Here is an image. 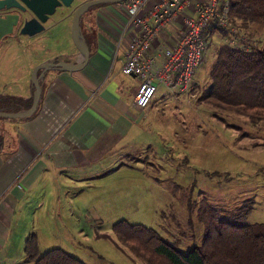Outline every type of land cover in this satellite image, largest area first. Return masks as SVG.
Returning <instances> with one entry per match:
<instances>
[{"label": "rangeland", "instance_id": "obj_1", "mask_svg": "<svg viewBox=\"0 0 264 264\" xmlns=\"http://www.w3.org/2000/svg\"><path fill=\"white\" fill-rule=\"evenodd\" d=\"M232 25V33L214 31L204 36L207 48L189 91L161 97L162 87L155 92L152 129L140 135L150 148L132 144V152L147 156V161L128 162L106 175L64 182L60 188L51 184L45 199L37 182L28 191L30 196L20 199L14 223L30 229L26 233H36L38 254L59 248L84 264H144L115 241L111 226L119 220L152 228L186 252L201 242L202 206L231 212L252 200L245 222L264 224V120L252 121L199 98L218 44L229 41L249 48L264 42L261 25L251 21L245 27L239 21ZM126 39L123 32L113 49L121 52ZM2 74L10 77L19 72L2 68ZM137 84L138 79L135 88ZM112 161L105 157L79 172L99 174ZM30 198L36 205L23 210ZM16 234L7 263L32 264L21 261L20 231ZM21 235L24 240V231Z\"/></svg>", "mask_w": 264, "mask_h": 264}, {"label": "crops", "instance_id": "obj_2", "mask_svg": "<svg viewBox=\"0 0 264 264\" xmlns=\"http://www.w3.org/2000/svg\"><path fill=\"white\" fill-rule=\"evenodd\" d=\"M81 1L74 0L69 8L53 14L44 29L22 39L18 30L23 16L14 9L0 10V95L29 100L34 92L30 74L34 66L82 60L70 32L72 11ZM83 13L78 31L89 52L85 65L75 71L61 66L39 69L40 97L35 113L21 118L0 117V264H8L17 231L21 261L30 263L23 259V242L34 232L26 233L30 229L22 228L16 220L14 223V217L20 212V199L30 196L28 191L35 183L42 184L45 199L51 184L60 188L64 182L103 176L125 163L148 160L147 156H136L132 144L142 146L140 135L152 129V108L158 98L157 94L152 96L144 110L132 107L137 78L127 75L123 81L125 74L121 72L128 40L121 52L113 49L118 36L123 35L125 11L118 3H108ZM166 40L169 42L170 37ZM2 68L19 74L3 77ZM162 91L160 97L167 96ZM143 145L150 148L148 142ZM109 156L112 163L99 174L79 172ZM28 202V206L22 205L23 210L36 205L32 198Z\"/></svg>", "mask_w": 264, "mask_h": 264}, {"label": "trees", "instance_id": "obj_3", "mask_svg": "<svg viewBox=\"0 0 264 264\" xmlns=\"http://www.w3.org/2000/svg\"><path fill=\"white\" fill-rule=\"evenodd\" d=\"M227 6L232 24L239 21L245 27L246 21H251L264 29V0H227ZM214 31L227 34L208 25L201 36L204 39ZM32 97L33 94L29 100H24L0 95V111L26 110ZM199 98L247 115L252 121L264 120V42L249 48L229 41L218 44L208 71V82ZM1 144L0 135V149ZM251 205L252 200L231 212L202 206L201 242L186 252L179 251L154 229L141 224L119 220L112 224L111 231L115 241L144 264H264V224L245 222ZM23 253L24 261L32 264H84L59 248L38 254L35 233L25 238Z\"/></svg>", "mask_w": 264, "mask_h": 264}, {"label": "built area", "instance_id": "obj_4", "mask_svg": "<svg viewBox=\"0 0 264 264\" xmlns=\"http://www.w3.org/2000/svg\"><path fill=\"white\" fill-rule=\"evenodd\" d=\"M127 33L121 72L138 79L132 107L144 110L159 87L185 93L206 43L208 25L233 32L227 0H122ZM228 33V32H227ZM170 37L167 42L166 38Z\"/></svg>", "mask_w": 264, "mask_h": 264}, {"label": "water", "instance_id": "obj_5", "mask_svg": "<svg viewBox=\"0 0 264 264\" xmlns=\"http://www.w3.org/2000/svg\"><path fill=\"white\" fill-rule=\"evenodd\" d=\"M73 1L74 0H0V10L14 8L20 13L29 12L31 16L29 18L23 19L18 32L19 34L30 36L44 29V24L47 22L51 15L55 14L56 12H62L63 10L69 8ZM120 1L122 0H86L78 4L71 14L70 32L75 47L83 55L82 60L76 63L56 61L36 65L31 71V79L34 92L29 108L20 112L0 111V117L21 118L26 117L35 111L40 97V89L36 76V72L39 69L46 70L47 68L61 66L65 70L75 71L82 68L88 59L89 52L85 42L81 39L78 31V21L80 16L87 8L91 6L103 3H117Z\"/></svg>", "mask_w": 264, "mask_h": 264}, {"label": "flooded vegetation", "instance_id": "obj_6", "mask_svg": "<svg viewBox=\"0 0 264 264\" xmlns=\"http://www.w3.org/2000/svg\"><path fill=\"white\" fill-rule=\"evenodd\" d=\"M83 1H86V0H83ZM83 1H81V2H83ZM81 2H80V3H81ZM80 3H79V4H80ZM103 4H108V3H103ZM98 5H101V4H98ZM94 6H96V5H94ZM91 7H93V6H91ZM91 7H89V8H91ZM89 8H87V9H89ZM11 9H14V8H11ZM87 9H86V10H87ZM14 10H16V9H14ZM16 11H17L21 16H23V17H22V21H23V19H25V18H29V17L31 16V14H30L29 12H23V13H20L18 10H16ZM51 16H52V15H51ZM51 16H50V17H51Z\"/></svg>", "mask_w": 264, "mask_h": 264}]
</instances>
